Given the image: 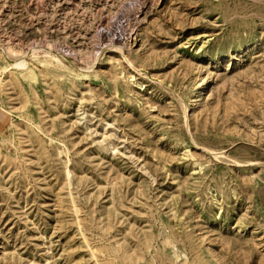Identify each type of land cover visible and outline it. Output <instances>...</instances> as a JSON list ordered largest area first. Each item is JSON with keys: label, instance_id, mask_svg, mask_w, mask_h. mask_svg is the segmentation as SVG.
I'll return each instance as SVG.
<instances>
[{"label": "rangeland", "instance_id": "1", "mask_svg": "<svg viewBox=\"0 0 264 264\" xmlns=\"http://www.w3.org/2000/svg\"><path fill=\"white\" fill-rule=\"evenodd\" d=\"M0 264H264V0H0Z\"/></svg>", "mask_w": 264, "mask_h": 264}, {"label": "bare ground", "instance_id": "2", "mask_svg": "<svg viewBox=\"0 0 264 264\" xmlns=\"http://www.w3.org/2000/svg\"><path fill=\"white\" fill-rule=\"evenodd\" d=\"M14 64L17 65L18 67H25L26 66V61L23 60V59H20V60L14 61Z\"/></svg>", "mask_w": 264, "mask_h": 264}]
</instances>
